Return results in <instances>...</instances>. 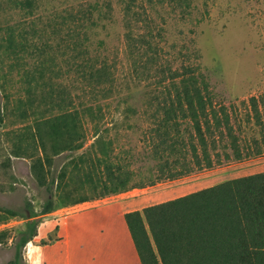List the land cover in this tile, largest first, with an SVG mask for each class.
Masks as SVG:
<instances>
[{"label":"trees","instance_id":"trees-1","mask_svg":"<svg viewBox=\"0 0 264 264\" xmlns=\"http://www.w3.org/2000/svg\"><path fill=\"white\" fill-rule=\"evenodd\" d=\"M138 1L120 4L133 76L150 89L141 107L148 122L145 156L153 163L146 177L127 161L112 159V143L97 130L85 148L84 123L99 124L98 101L114 87L115 67L92 49L91 40L92 28L106 11L89 5L68 12L60 22L52 18L55 24L48 25L57 38L50 42L44 40L46 26L39 31L33 20L34 0H14L30 18L28 30L19 23L0 28V64L21 65L26 87L24 100L18 101L25 106L20 116L31 118V124L16 135L12 155L29 159L38 187L51 193L54 186L55 193L39 213L30 205L28 214L0 206V226L24 220L14 235L9 228L0 229V246L12 249L5 264H24L23 248L36 237L39 216L264 154V95L249 99L247 122H253L256 135L241 139L231 113L214 101L197 51L190 45L184 53L178 51L183 60L174 68L162 56ZM159 1L189 14L188 0ZM143 22L147 31H137ZM85 188L90 195H74ZM123 219L140 264H264V171L127 212Z\"/></svg>","mask_w":264,"mask_h":264},{"label":"rangeland","instance_id":"rangeland-1","mask_svg":"<svg viewBox=\"0 0 264 264\" xmlns=\"http://www.w3.org/2000/svg\"><path fill=\"white\" fill-rule=\"evenodd\" d=\"M120 1L34 0L33 20L39 31L46 26L49 32L44 40L51 42L50 38H57L49 29V23L55 24L52 18L59 17L57 22H60L68 12L80 7L90 9L89 5L106 11V15H101V22L92 28L91 40L92 49L115 67L114 87L108 98L98 101L102 111L99 124L94 127L84 123L85 148L94 142L97 130L104 140L112 143V159L127 161L131 168L141 169L146 177V169L153 163L145 156L148 122L141 107L150 89L133 76ZM188 2V15H183L180 7L159 0H139L138 9L147 12L150 32L162 48V56L174 68L183 60L176 54L178 51L184 53L188 45L197 51L214 101L231 113L232 124L241 139H250L256 135V130L251 126L253 122H247V104L251 97L264 95V0ZM18 7L14 0H0V28L16 27L19 23L28 30L25 24L30 18ZM94 13L97 16V12ZM146 26L143 22L136 30L146 32ZM20 69V64L16 66L11 61H6L3 68L0 64V118L3 119L0 124V206L27 213L30 205L39 213L45 200L54 195V186L51 193L38 187L30 172V160L12 155L16 135L31 124V118L22 120L20 116L25 106L18 101L24 100L26 87ZM90 152L95 154L97 150ZM57 166L60 163L55 166L56 173ZM263 171L264 154L241 161L231 160L177 180L164 179L143 189L39 216L37 235L23 248L24 264H139L124 223L125 213ZM68 189L72 190V185ZM74 195H90V191L85 188ZM23 223L24 220L15 218L0 229L9 228L14 235ZM9 245L0 246V264H5L12 255Z\"/></svg>","mask_w":264,"mask_h":264},{"label":"crops","instance_id":"crops-1","mask_svg":"<svg viewBox=\"0 0 264 264\" xmlns=\"http://www.w3.org/2000/svg\"><path fill=\"white\" fill-rule=\"evenodd\" d=\"M132 258H133V263H134V257L132 256ZM138 259V258H137ZM138 262H139V260H138ZM140 264V263H139Z\"/></svg>","mask_w":264,"mask_h":264}]
</instances>
